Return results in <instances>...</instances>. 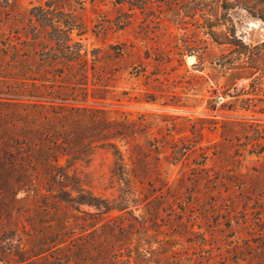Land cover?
Masks as SVG:
<instances>
[{
	"label": "trees",
	"instance_id": "16d2710c",
	"mask_svg": "<svg viewBox=\"0 0 264 264\" xmlns=\"http://www.w3.org/2000/svg\"><path fill=\"white\" fill-rule=\"evenodd\" d=\"M49 6L31 7L25 39L0 31L1 70L18 83L0 93V264H183L177 241L205 245L209 231L197 223V201L183 197L180 178H165L162 163L174 164L191 143L171 133L161 141L143 121L111 107L123 104L120 97L83 93L100 49L74 38L87 31L79 14L61 5L49 17ZM236 6L264 19V0H199L185 12L199 14L209 43L220 47L214 60L222 87L246 79L250 98L264 100V41L249 45L237 37L229 15ZM205 48L200 60L211 51ZM227 103L213 105L224 139L227 126L248 123L236 121ZM256 108L247 110L264 116ZM258 146L248 151L262 153ZM100 150L111 154L104 185L92 168ZM101 185L117 195L101 194Z\"/></svg>",
	"mask_w": 264,
	"mask_h": 264
},
{
	"label": "rangeland",
	"instance_id": "374dc122",
	"mask_svg": "<svg viewBox=\"0 0 264 264\" xmlns=\"http://www.w3.org/2000/svg\"><path fill=\"white\" fill-rule=\"evenodd\" d=\"M117 1L121 0H0V31L25 39L29 10L39 4L49 3V17L61 5L79 14L87 31L79 36L74 32V38L100 49L102 55L83 78L82 92L120 97L123 104L111 107L143 121L142 127L149 126L161 141L171 133L176 139L185 138L180 144L191 143L174 164L166 159L162 163L165 178L173 184L180 178L183 197L197 201V223L209 231L205 245L177 241L175 248L186 257L183 264H264V150L248 151L254 143L264 146V116H251L254 112L247 110L252 103L264 109V100L250 98L255 95L246 79L222 87L226 79L214 60L220 47L209 43L199 14L185 12L199 0ZM229 15L237 37L245 43L264 41V19L242 6L231 8ZM206 45L211 51L200 60ZM1 65L0 93H10L18 83L5 77L9 74ZM223 101L228 102L227 111H235L236 121H248L227 126L225 139L213 109ZM162 150L161 156L170 148ZM201 160L207 169L198 165ZM110 161L111 154L104 150L95 154L92 168L103 185ZM103 185L98 192L117 195ZM247 186L253 194L246 192ZM189 193H195L194 199ZM130 204L136 214L141 211Z\"/></svg>",
	"mask_w": 264,
	"mask_h": 264
}]
</instances>
